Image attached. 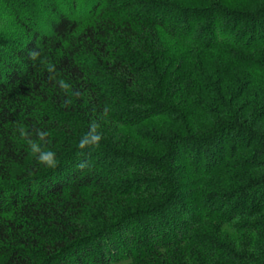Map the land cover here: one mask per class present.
<instances>
[{
  "label": "trees",
  "instance_id": "obj_1",
  "mask_svg": "<svg viewBox=\"0 0 264 264\" xmlns=\"http://www.w3.org/2000/svg\"><path fill=\"white\" fill-rule=\"evenodd\" d=\"M247 2L0 0V264H264Z\"/></svg>",
  "mask_w": 264,
  "mask_h": 264
},
{
  "label": "clouds",
  "instance_id": "obj_2",
  "mask_svg": "<svg viewBox=\"0 0 264 264\" xmlns=\"http://www.w3.org/2000/svg\"><path fill=\"white\" fill-rule=\"evenodd\" d=\"M98 139H99V137H93V140H98ZM85 143H87V141H83V142L81 143V147H83ZM41 159H42L43 161H47L50 165H51V164H54V162H53V160H52V157H51V154H49V155H45V156H42Z\"/></svg>",
  "mask_w": 264,
  "mask_h": 264
},
{
  "label": "rangeland",
  "instance_id": "obj_3",
  "mask_svg": "<svg viewBox=\"0 0 264 264\" xmlns=\"http://www.w3.org/2000/svg\"><path fill=\"white\" fill-rule=\"evenodd\" d=\"M247 1L248 2L246 3V5H244V7L250 8V9H254L255 8V2H256V0H247Z\"/></svg>",
  "mask_w": 264,
  "mask_h": 264
}]
</instances>
